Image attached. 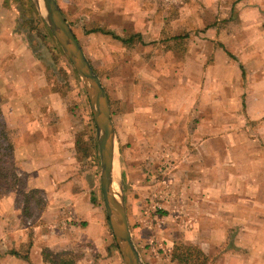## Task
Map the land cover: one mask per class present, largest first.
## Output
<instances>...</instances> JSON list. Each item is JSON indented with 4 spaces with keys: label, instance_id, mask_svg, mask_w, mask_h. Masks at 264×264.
I'll return each instance as SVG.
<instances>
[{
    "label": "crops",
    "instance_id": "obj_1",
    "mask_svg": "<svg viewBox=\"0 0 264 264\" xmlns=\"http://www.w3.org/2000/svg\"><path fill=\"white\" fill-rule=\"evenodd\" d=\"M236 1L237 13H251V18L264 13V5L257 4L261 0ZM2 11L6 16L14 14L7 0H0ZM253 23L239 39L215 38V28H209L202 35L208 38L183 52L180 74L187 67L196 72L194 81L189 80L195 83L182 91H164L165 79L158 80L155 70L157 87L149 81L145 62L150 60L145 67L151 70L152 61L168 55L165 50L151 55L155 45L148 33L145 37L142 33L138 41L142 45L135 52L136 86L141 89L119 97L120 115L104 86L120 174L130 172L128 181L141 188V183H154V173L162 171L157 181L169 187L166 194L156 190L149 194L163 208L160 212L181 221L180 225L171 223L175 229L165 235L169 229L161 224L162 218L156 213L153 219L145 215L133 195L136 203L128 202L147 221L137 227V238L144 243L143 253L138 250L144 264H180L173 258L179 245L169 234L174 230L186 240L180 245L197 247L211 264H264L260 237L264 235V29L259 27L260 19ZM13 26L8 17L0 20V40L2 29ZM150 45V55L143 56L142 49ZM47 82L40 61L24 39L10 36L6 46L1 43L0 109L13 145V160L24 192H40L43 207L37 215L28 216V197L14 192L0 197V236L13 248L0 264H124L98 196V147L95 125L87 114L91 113L88 97L85 90L76 89L72 99ZM79 105L81 114L74 111ZM146 171L150 179L145 182L141 174ZM151 185L154 188L156 183ZM180 188L183 197H178ZM223 188L228 189L227 196L222 195ZM126 212L128 218L127 207ZM24 219L32 221L21 225ZM247 234L248 240L243 238ZM153 237L150 244L148 238ZM26 242L27 251L21 256L17 250Z\"/></svg>",
    "mask_w": 264,
    "mask_h": 264
},
{
    "label": "rangeland",
    "instance_id": "obj_2",
    "mask_svg": "<svg viewBox=\"0 0 264 264\" xmlns=\"http://www.w3.org/2000/svg\"><path fill=\"white\" fill-rule=\"evenodd\" d=\"M56 1L61 9L65 12L68 21L71 23V28L75 33L76 38L79 40V42H81L83 48L87 52V55L90 57L89 59L95 71L97 72L102 85L108 88L112 107L116 110L118 115H120V112L122 111L119 97L122 94L123 97L129 96L133 89H141V87L136 86L138 84V76L136 74L138 63L135 52L138 48L137 45L141 44L138 41H140L142 33L144 34V37L148 33L147 38L152 39L150 41L155 45V48H153L154 50L151 51L153 53L151 54L152 56L155 53L158 55L160 50H165L168 57L170 56L175 58L168 59L167 57L163 60H154L152 61L151 70H148L145 67L146 63H148L150 60L146 61L144 64V69L148 71L151 77L149 81L153 84V87H157L155 85V70L159 73V75H157L158 80L165 79L163 84L164 91L170 93L172 90L182 91L186 86H188V84L190 85V83H195L189 82V80L194 81V73L196 72V68L187 67L186 70H182L180 74L179 63L183 62L181 60L183 52H189L191 49H194L195 46L193 44L198 45L199 42L197 41L199 39H204L207 37L202 36L205 34L206 30L209 28H215V38L227 37L230 39H239L243 36L244 32H247L248 28L251 27H249V25L254 24L253 22H256V20L259 19V27H261V30L264 29V13H259V18H251V16L248 15L251 13H237L235 12V8L237 9L238 7L236 6L238 3L236 0ZM7 2L12 7L14 14L6 16L5 12L2 11L0 13V20L4 21V19L8 17L13 21L14 26L12 28L2 29L1 34L3 39L0 40V45L3 43L6 46L8 37L10 36H19V38L24 39L27 42L30 51H32L34 56L40 61L47 75V83L49 84L50 88L58 90L59 94H69L72 99H75L74 97L76 89H79V91H84L83 85L71 63L63 53L60 44L49 30L48 25L43 18V8H38L34 0H7ZM254 2H257V0H243V3L250 4ZM257 4L259 6L264 5V0L259 1ZM96 27L103 29L104 31H110L121 38H127L130 36L134 38L128 43H123L120 39L114 38L110 34L101 32H86L87 29ZM257 34L259 33H255L253 35ZM261 35H264V32L261 33ZM142 39L144 38L142 37ZM142 41V43H145L146 45L147 39ZM151 47L152 46L150 45L148 48L145 47L142 49V55L145 57L149 56L150 54H148V49ZM59 49L65 58H61L59 56V53L61 54ZM205 52H209V48L205 50ZM212 62L213 59L210 60V63ZM67 68H69L71 72L74 71V75L78 83L77 85L74 83V78L71 76L72 74L70 75L68 73ZM205 74L207 75V70L205 71ZM159 101L161 102L162 100ZM81 107L82 105H79L78 109L76 108L74 111L78 114H81ZM84 107H86V100L84 101ZM100 171L101 165L98 154L99 194L104 205L100 187ZM117 172L120 178L124 201L127 199L126 207L129 209L128 218L130 230L132 232V238H134L138 248H140L138 250H141L143 253L144 243H141L137 238V227L146 225L147 221L142 220L141 216L139 217L137 214H135L134 210L136 206L134 209H132V204L128 201L131 200L133 203H136L134 200L138 199L140 200L138 206H140L141 211L145 215L147 214L149 218L153 219L154 213H156L159 217H161V224H166L165 227L169 229L165 230V235H167L168 231L171 229H175L174 225L173 227L170 225L171 223H179L180 225L181 221L179 222V218L166 217V214L160 212L163 208L159 209L156 205L157 201L152 198V194H149L155 190L157 191V194H166V191L169 187L164 183L162 184L161 182L159 184L157 181L158 179L162 178V171L154 173L155 177L153 178H155V182L151 183H156L154 188L150 183H141V188H138L137 186H134V182L131 183L128 181V178L131 177L130 172L123 171L120 174L121 171L118 166ZM141 177H143L145 182L150 179V175L147 173V171L142 172ZM10 185L12 186L5 187L3 189L2 195L14 192L18 195V197L23 198V196H25L22 180L16 183L11 180ZM179 192H182V189L181 191H177V193L179 194L178 197H183V194L180 195ZM221 193L224 196L229 194L227 188L221 189ZM26 195H28L30 200V203L28 204V211H26L27 215L30 216L31 213H35V215H37L39 210H41L43 207L41 200L42 194L38 191L31 190ZM133 195L135 196L134 200H132ZM23 221L31 222L32 219L21 220V225L23 224ZM148 221L150 220L148 219ZM107 227L108 232L110 233L109 235L113 237L108 221ZM175 227L178 226L175 225ZM169 234H171L172 240L176 239L175 243H178L179 245L183 241L186 242V240L180 237L176 230H174L173 234ZM248 236L249 234L243 238L248 240ZM260 237L264 244V235H261ZM153 239H155V237L148 238L149 241ZM113 240L115 242L114 237ZM161 241L167 243L165 240ZM229 241H232V235L229 237ZM153 242L151 241L150 244ZM27 244L28 242L24 244V247H20V249L17 250L20 251L19 254L21 256H23L27 251L25 250L28 246ZM10 249L13 251V248L9 247L6 240L0 236L1 263L6 262V260L9 258V252H11ZM195 261L198 263L200 258H197L196 256ZM205 264H211V262L207 259Z\"/></svg>",
    "mask_w": 264,
    "mask_h": 264
},
{
    "label": "water",
    "instance_id": "obj_3",
    "mask_svg": "<svg viewBox=\"0 0 264 264\" xmlns=\"http://www.w3.org/2000/svg\"><path fill=\"white\" fill-rule=\"evenodd\" d=\"M77 73L89 100L100 158V187L106 217L124 264H144L132 238L117 172V142L107 94L56 0H34Z\"/></svg>",
    "mask_w": 264,
    "mask_h": 264
},
{
    "label": "trees",
    "instance_id": "obj_4",
    "mask_svg": "<svg viewBox=\"0 0 264 264\" xmlns=\"http://www.w3.org/2000/svg\"><path fill=\"white\" fill-rule=\"evenodd\" d=\"M69 24L71 26L70 22H69ZM86 32H89V33L101 32V33L110 34L114 38L120 39L123 43H128V42L133 40L132 36L127 37V38H121L118 35H115L110 31H104L103 29H100L98 27L87 29ZM58 47H59V45H58ZM55 49L57 50L56 47H55ZM60 52H61V50H60ZM59 56L61 58H65L62 52H61V54L59 53ZM67 71L70 75L72 74L71 76H73V78H74V83L77 85L78 83L76 81L74 71L71 72L69 70V68H67ZM87 114L89 116V120H90V123L92 125L91 113L88 111ZM91 130H92L93 147L96 148V143H95L94 136H93V129H91ZM11 180H13V182H15V183L21 181L18 174H17V167H16L14 160H13V145H12L11 139L9 137L8 129L6 128V125H5V121H4V118L2 115V111L0 109V197L3 194V189L5 187L12 186V185H10ZM28 192H30V191H28ZM28 192L24 193L25 194L24 198L26 200L28 197V195H26V194H28ZM98 196L100 199L99 186H98ZM91 198H92V201H95L94 196ZM100 203H101V205H103L101 199H100ZM114 244H115V242H114ZM115 246L117 248L116 244H115ZM196 256H197V258H200V261L198 263L195 261ZM173 258L176 259L180 264H205L206 260H207L206 256L204 255V253L200 249H198L195 246H187V245H176V247L174 249V253H173Z\"/></svg>",
    "mask_w": 264,
    "mask_h": 264
}]
</instances>
